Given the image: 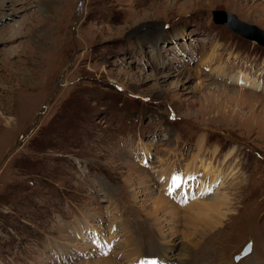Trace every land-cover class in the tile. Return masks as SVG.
Instances as JSON below:
<instances>
[{"label": "rangeland", "instance_id": "obj_1", "mask_svg": "<svg viewBox=\"0 0 264 264\" xmlns=\"http://www.w3.org/2000/svg\"><path fill=\"white\" fill-rule=\"evenodd\" d=\"M216 10L264 31V0H0V264H264V47Z\"/></svg>", "mask_w": 264, "mask_h": 264}, {"label": "water", "instance_id": "obj_2", "mask_svg": "<svg viewBox=\"0 0 264 264\" xmlns=\"http://www.w3.org/2000/svg\"><path fill=\"white\" fill-rule=\"evenodd\" d=\"M212 19L216 24L224 25L234 34L264 47V31L257 26L242 22L234 14L221 10L213 11ZM251 248L252 239H249L242 251L235 254L233 260L238 261L241 257L250 253Z\"/></svg>", "mask_w": 264, "mask_h": 264}, {"label": "bare ground", "instance_id": "obj_3", "mask_svg": "<svg viewBox=\"0 0 264 264\" xmlns=\"http://www.w3.org/2000/svg\"><path fill=\"white\" fill-rule=\"evenodd\" d=\"M221 71H218V73H220ZM23 80H24V82L25 83H28L29 81H30V79H29V77L27 76V75H25L24 77H23ZM234 85L236 84V85H247V86H249V88L250 89H254V88H258V85H256V83L254 82V81H251V80H249V78L248 77H241V76H238V77H233L232 78V81H231ZM244 87H246V86H244ZM248 88V87H247ZM193 164L191 163V164H187V166L185 167V169L183 170V172H182V176L181 175H179L174 169L173 170H170V169H166V171H165V173H163V174H161V179H163L164 181L162 182L161 180V183H162V185H165V186H169L168 184H167V179H168V174H171V172L173 173V174H177V175H179L180 177H181V181L183 180V182L184 181H186V180H188V177L189 176H193L194 174H191V172L192 173H195V170H196V168H198V167H195L194 168V170H193V168L191 169L190 168V166H192ZM190 168V169H189ZM201 169H206L205 170V176L206 177H210L211 175H213L212 173L211 174H209L208 172H210V171H208V168H201ZM210 169V168H209ZM197 173V172H196ZM207 173H208V175H207ZM172 174V175H173ZM218 176H219V173L218 172H216V174L213 176V179H212V181H211V184L209 185V184H207V183H205V181H201V183H205V185L207 184V188H209L210 189V187H212V184L213 183H215V181H216V179L218 178ZM194 177V176H193ZM192 181H193V179L192 180H190L189 181V183H187L188 185H193V183H192ZM167 185H166V184ZM201 183H200V188H199V190L202 188V186H201ZM196 193V192H195ZM164 195V194H163ZM194 195V194H193ZM183 196V195H182ZM181 196V197H182ZM197 198H199L200 196H196ZM167 198V197H166ZM182 200V199H181ZM201 201V200H200ZM176 206V205H175ZM177 207V209H179L180 210V208L178 207V206H176ZM153 228L155 229V227H154V225H153ZM156 230V229H155ZM157 231V230H156ZM163 238V237H162ZM155 247V246H154ZM147 248H149V247H147ZM133 249H134V252H135V247H133ZM158 251H161V252H163V253H165L166 252V250L165 249H160L159 247H158ZM136 255H138L137 253L135 254V256ZM148 255H150V254H148ZM162 255V254H161ZM133 256V258L135 257L134 255H132ZM165 256V254H163V257ZM165 258V257H164ZM147 259V258H146ZM251 261V260H250ZM161 262V261H160ZM163 262V261H162ZM166 263H167V261H166ZM252 264V263H251Z\"/></svg>", "mask_w": 264, "mask_h": 264}, {"label": "snow or ice", "instance_id": "obj_4", "mask_svg": "<svg viewBox=\"0 0 264 264\" xmlns=\"http://www.w3.org/2000/svg\"><path fill=\"white\" fill-rule=\"evenodd\" d=\"M192 179H195V177L193 176H189L188 177V180H192ZM181 188V177L177 174H173L171 177H170V183H169V186L167 188V195L169 197H172L174 195V193ZM211 193V189H208L206 192H201L200 195L201 196H204V195H207V194H210ZM192 199H195V197H191ZM188 197L185 196L182 200H181V203L182 204H187L188 203Z\"/></svg>", "mask_w": 264, "mask_h": 264}]
</instances>
